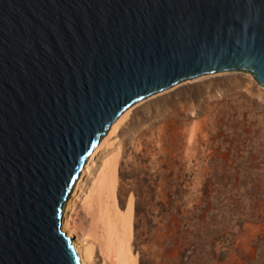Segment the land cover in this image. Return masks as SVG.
Here are the masks:
<instances>
[{"label": "water", "instance_id": "water-1", "mask_svg": "<svg viewBox=\"0 0 264 264\" xmlns=\"http://www.w3.org/2000/svg\"><path fill=\"white\" fill-rule=\"evenodd\" d=\"M223 71L264 88V0H0V264H82L61 218L99 141Z\"/></svg>", "mask_w": 264, "mask_h": 264}, {"label": "rangeland", "instance_id": "rangeland-1", "mask_svg": "<svg viewBox=\"0 0 264 264\" xmlns=\"http://www.w3.org/2000/svg\"><path fill=\"white\" fill-rule=\"evenodd\" d=\"M108 148L125 150L117 195L150 264H264V88L249 74L141 100Z\"/></svg>", "mask_w": 264, "mask_h": 264}, {"label": "bare ground", "instance_id": "bare-ground-1", "mask_svg": "<svg viewBox=\"0 0 264 264\" xmlns=\"http://www.w3.org/2000/svg\"><path fill=\"white\" fill-rule=\"evenodd\" d=\"M139 102L130 106L115 120L91 152L65 205L61 229L72 237L82 264L151 262L149 257L139 254L138 243L142 239L135 232L130 212L125 213V205L117 195V178L125 150L108 148L111 134L117 131L123 119ZM79 206L82 208L80 216ZM97 252L101 262L97 259Z\"/></svg>", "mask_w": 264, "mask_h": 264}]
</instances>
